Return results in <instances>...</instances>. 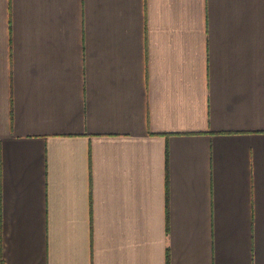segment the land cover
<instances>
[{
	"label": "crops",
	"instance_id": "obj_1",
	"mask_svg": "<svg viewBox=\"0 0 264 264\" xmlns=\"http://www.w3.org/2000/svg\"><path fill=\"white\" fill-rule=\"evenodd\" d=\"M0 264H264V0H0Z\"/></svg>",
	"mask_w": 264,
	"mask_h": 264
}]
</instances>
